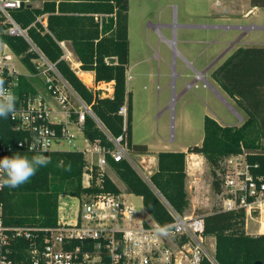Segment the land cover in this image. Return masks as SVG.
Masks as SVG:
<instances>
[{
  "label": "trees",
  "instance_id": "trees-1",
  "mask_svg": "<svg viewBox=\"0 0 264 264\" xmlns=\"http://www.w3.org/2000/svg\"><path fill=\"white\" fill-rule=\"evenodd\" d=\"M13 1V0H4ZM23 5L7 7L17 26L25 32L12 34L15 25L0 11V34L3 42L21 58L27 70L39 74L40 54L55 65L57 71L72 89L88 104L108 133L123 136L128 151L150 154L147 144L134 143L132 136L133 103L127 87L126 74L130 63L129 1L130 0H20ZM253 7L264 6V0H252ZM31 4V5H30ZM70 41L81 63L82 71L95 73V82L114 81V93L103 97L101 91L90 89L80 79L71 63L65 59L60 42ZM50 72V71H49ZM51 74V72H50ZM211 77L242 112L244 120L237 125H224L216 118H204V138L200 145L184 150H161L156 153L157 168L147 181L132 165L123 159L115 161L109 153L114 144L91 115L86 116L82 132L91 143H100L106 150L105 158L130 191L142 197L147 212L161 225L174 222L170 205L184 215L191 206L187 189V155L204 157L212 175V190L221 192L222 160L243 151L255 173H264V46L238 47L211 72ZM4 85L6 73L0 76ZM16 89L15 108L34 97L29 79L20 74ZM127 104V127L120 108ZM73 120L77 114L72 111ZM64 124H58L61 128ZM26 131L15 128L12 114L0 117V144L5 147L1 159L15 154L29 160L38 153L20 145L28 137ZM50 163L37 169L36 174L16 188L0 189L4 206V223L9 226L50 227L57 224L61 199L67 196H96L101 193L121 194L114 181L99 166L89 168L82 150L54 149L48 153ZM258 163V167L255 164ZM86 173H91V185L84 184ZM99 180V182H98ZM161 193L162 198L157 194ZM205 232L215 237V258L219 264H264V234L251 235L245 229L243 210L224 211L214 207L201 213ZM31 241L18 239L11 258L15 262L29 259ZM203 264H211L205 261Z\"/></svg>",
  "mask_w": 264,
  "mask_h": 264
},
{
  "label": "built area",
  "instance_id": "built-area-1",
  "mask_svg": "<svg viewBox=\"0 0 264 264\" xmlns=\"http://www.w3.org/2000/svg\"><path fill=\"white\" fill-rule=\"evenodd\" d=\"M20 0H0V11L13 23L7 12V7L20 6ZM252 13L248 11L246 15ZM9 33L17 31V24ZM262 29L264 26L254 24L249 29ZM6 47H8L5 44ZM43 59L44 56L40 54ZM12 57H0V76L7 75L8 82L4 85L16 94L19 86V71L13 63ZM44 60H46L44 58ZM40 70V64L36 63ZM50 70L56 75L44 72L47 90L52 93L61 106V113L67 121L52 120L53 109L41 96L29 97L25 105L15 108L12 120L15 128L26 131L29 135L20 145L29 147L34 145L32 151L48 158V153L54 150V144L64 141L71 143L80 150L75 143L74 126L82 130L87 115H91L98 125L105 127L93 113L88 105L77 93L72 92L70 84L57 71L54 64L47 63ZM57 76V77H56ZM127 82L132 75L126 74ZM96 83V82H95ZM88 84V83H86ZM97 84V83H96ZM104 97H110L114 81L100 82L97 85ZM92 85V81L89 84ZM72 111L77 114L73 120ZM119 114L124 117V129L127 127L128 106L124 104ZM239 123L244 117L237 114ZM63 123L61 128L57 125ZM73 123V124H71ZM114 144L109 150L115 161L127 159L129 156L128 144L123 136L117 138L104 130ZM1 139V138H0ZM86 139V138H85ZM87 142H90L86 139ZM91 143V142H90ZM93 150L84 149L85 154H100L97 164L93 165L102 170L108 163L105 158L106 150L100 143H92ZM5 147L0 144V159ZM133 163V162H132ZM197 164V165H193ZM200 166L199 162L188 164V168ZM258 163L255 167H258ZM221 192L218 197V208L224 211L243 210L245 212V229L247 232L248 219L253 220L258 227L254 236L264 234V173H255L247 160V153L243 151L225 157L221 162L219 172ZM92 175L86 173L84 184L91 185ZM99 182V180H98ZM69 197V196H67ZM76 198L77 203L70 204L61 199L57 224L50 227L9 226L4 223V206L0 200V264H219L215 258V250H210V242L205 232V221L201 214L180 215L168 203L174 222L170 225H161L150 215H139L134 206L129 204L121 194L101 193L96 196L83 195ZM149 214V213H148ZM158 229H164L163 233ZM249 234V233H248ZM252 235V234H251ZM18 239L31 241L29 259L15 262L11 255L14 243Z\"/></svg>",
  "mask_w": 264,
  "mask_h": 264
},
{
  "label": "rangeland",
  "instance_id": "rangeland-1",
  "mask_svg": "<svg viewBox=\"0 0 264 264\" xmlns=\"http://www.w3.org/2000/svg\"><path fill=\"white\" fill-rule=\"evenodd\" d=\"M43 1L38 0L32 4L40 6ZM250 9L253 12L246 15ZM252 24L264 26V6L253 7L252 0L129 1V68L132 80L127 82V87L133 103L134 143L147 144L155 154L161 150H185L191 145L202 143L206 115L229 125L240 124L237 114L243 117L242 112L214 82L211 72L237 47L264 46V30L257 28L247 31L243 28ZM173 40L175 43L172 47L169 42ZM237 40L235 46H232ZM5 55L12 57L10 63L14 64L20 74H30L26 77L34 89V96L43 97L50 105L53 109L52 120L67 121L68 118L61 113L58 100L46 87L44 72L49 71V62L44 58L40 59V73H30L21 58L5 46L0 34V57ZM194 69L204 74L205 79L233 109L204 81L195 79ZM54 71L50 70V75H56ZM198 77L203 79L202 74ZM72 130L80 150L90 149L92 144L85 140L82 130L76 126ZM53 148L76 149L67 141L54 144ZM129 156L132 165L149 181V171L152 172L154 168L146 170L138 154L129 152ZM149 160L151 158H147L144 165H149ZM96 161L97 158H92L89 154V162ZM200 161L199 158H193L189 160V165ZM194 167L199 178V193L208 203V208L197 206L194 202L197 194H194V189L193 192L189 190L191 206L186 214L210 212L219 203L211 187L210 168L205 159L200 162L199 168ZM109 174L124 199L135 207L140 217L150 216L142 197L132 193L116 172ZM196 176H188L189 185H195L192 181ZM65 198L70 204L77 203L76 198ZM257 231V224L248 219L247 233L255 235ZM209 242L210 250L214 251L215 238L210 237Z\"/></svg>",
  "mask_w": 264,
  "mask_h": 264
},
{
  "label": "clouds",
  "instance_id": "clouds-1",
  "mask_svg": "<svg viewBox=\"0 0 264 264\" xmlns=\"http://www.w3.org/2000/svg\"><path fill=\"white\" fill-rule=\"evenodd\" d=\"M17 97L4 87V80L0 79V117L7 119L10 114L14 119L15 102ZM34 145L29 150H33ZM50 163V159L43 155H34L31 160L26 156L15 154L12 157L0 159V189L7 186L16 188L27 183L41 166ZM163 233L164 229H158Z\"/></svg>",
  "mask_w": 264,
  "mask_h": 264
},
{
  "label": "crops",
  "instance_id": "crops-1",
  "mask_svg": "<svg viewBox=\"0 0 264 264\" xmlns=\"http://www.w3.org/2000/svg\"><path fill=\"white\" fill-rule=\"evenodd\" d=\"M220 2V1H219ZM218 2V3H219ZM250 10H252V12H253V9H250ZM244 29L246 28L247 29V27H243ZM245 29V30H246ZM248 31V30H247ZM238 42V40L237 41H235L234 43H232V46H235V44ZM60 45L62 46V48H63V50H64V53H65V55H64V57H65V59H67L70 63L72 62V65H71V67L74 69V71L77 73V75L80 77V79L82 80V81H84V79H83V77L81 76V74H83V73H86V74H89L92 78H91V80H92V85L90 86L89 84H86V82L84 81V83H85V85L87 86V87H89L90 89H94V90H96L97 91V89L99 88H102L104 85H102V84H100V85H97L96 83H95V73L94 72H92V71H82V69H81V63L79 62V59H78V57H77V55L75 54V52H74V49H73V47H72V44H71V42L70 41H63V42H60ZM238 48V47H237ZM236 49V48H235ZM234 49V50H235ZM195 70V69H194ZM31 73V72H30ZM128 73L130 74V68L128 69ZM26 76H30V74L29 73H24ZM33 74V73H32ZM200 74H202L203 75V79H201L200 77H198ZM195 79L198 81V80H201V81H204L205 82V85H207V86H209V87H211L217 94H218V96H220V98L226 103V104H228L229 105V103L225 100V98L221 95V94H219V92L205 79V77H204V74L203 73H200L199 71H197V70H195ZM132 80V79H131ZM129 82V81H128ZM215 82V81H214ZM208 83V84H207ZM216 83V82H215ZM217 84V83H216ZM204 85V86H205ZM219 87V86H218ZM220 88V87H219ZM73 90V89H72ZM100 91V90H99ZM111 91H112V94H111V96L113 95V93H114V88H113V90L111 89ZM75 92V91H74ZM76 93V92H75ZM101 95H102V92H101ZM103 96V95H102ZM104 97V96H103ZM233 101V100H232ZM230 106V105H229ZM231 107V106H230ZM231 109H233L232 107H231ZM217 119V118H216ZM218 120V119H217ZM220 123H222V124H224V125H229V124H226V123H224V122H221L220 120H218ZM235 125H237V124H235ZM86 140V139H85ZM92 144V143H91ZM90 148V147H89ZM93 148H94V145L92 144V146H91V150H93ZM149 150H150V148H149ZM187 150V148L184 150V151H186ZM150 154H138L139 156H140V160H141V164L143 165V167L146 169V170H148V168H154V170L153 171H155L156 170V168H157V159H156V154L155 153H153V151L152 150H150ZM89 154L92 156V158H97V161H98V158L100 157V154H97V153H94V154H91V153H87L86 154V157H87V160H88V162H89ZM142 158V159H141ZM147 158H151V160H149L151 163L149 164V165H144V161L145 160H147ZM193 158H199L201 161L200 162H202V161H204V157L202 156V155H199V154H188L187 155V161H188V164H189V160H193ZM97 161L94 163V164H97ZM199 162V163H200ZM92 163V162H91ZM90 162H89V164H91ZM196 168H194L193 169V167L192 168H188V166H187V171H188V176L189 177H192L193 175H195L196 176ZM102 171L103 172H105L111 179H112V177L110 176V174H109V172H115V170L110 166V164L109 163H107L104 167H103V169H102ZM152 171V172H153ZM151 171H149V173L151 174L152 173ZM198 177L196 176L195 177V180L194 181H192V182H195V185L194 184H191L190 183V185H189V180L187 181L188 183H187V185H188V187H187V189H188V193H189V190L191 191L192 190V192H193V189H194V194H197L196 196H195V198H194V202L197 204V206H199V207H201V208H208V203L205 201V199L201 196V193H199L200 192V189H199V187H198ZM113 180V179H112ZM114 181V180H113ZM195 206V205H194ZM210 237H213V236H210ZM215 238V237H214ZM215 243H216V240H215ZM215 248V247H214Z\"/></svg>",
  "mask_w": 264,
  "mask_h": 264
},
{
  "label": "bare ground",
  "instance_id": "bare-ground-1",
  "mask_svg": "<svg viewBox=\"0 0 264 264\" xmlns=\"http://www.w3.org/2000/svg\"><path fill=\"white\" fill-rule=\"evenodd\" d=\"M17 30L19 31V29L17 28ZM170 43V45L173 47L174 46V40L173 41H170L169 42ZM81 76L83 77V79H84V81L86 82V83H88V84H90L91 83V76L89 75V74H86V73H83V74H81Z\"/></svg>",
  "mask_w": 264,
  "mask_h": 264
},
{
  "label": "water",
  "instance_id": "water-1",
  "mask_svg": "<svg viewBox=\"0 0 264 264\" xmlns=\"http://www.w3.org/2000/svg\"><path fill=\"white\" fill-rule=\"evenodd\" d=\"M21 5H23V3L21 4ZM31 5V4H30ZM13 23L15 24V22L13 21ZM17 28L19 29V31L17 30L16 32H14V33H19V34H22V35H25V32L23 31V30H21L18 26H17ZM53 66H55V65H53ZM84 82V81H83ZM99 120V119H98ZM157 194L162 198V195H161V193L160 192H158L157 191ZM164 199V198H163ZM165 200V199H164ZM166 202V201H165ZM167 203V202H166ZM253 264H263L261 261H256V262H254Z\"/></svg>",
  "mask_w": 264,
  "mask_h": 264
}]
</instances>
